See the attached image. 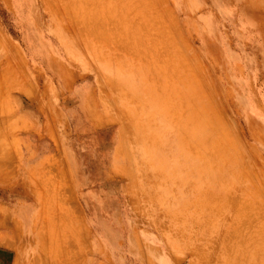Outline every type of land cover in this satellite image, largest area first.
Masks as SVG:
<instances>
[{"label":"rangeland","instance_id":"1","mask_svg":"<svg viewBox=\"0 0 264 264\" xmlns=\"http://www.w3.org/2000/svg\"><path fill=\"white\" fill-rule=\"evenodd\" d=\"M1 34L0 231L46 197L63 264L260 258L264 0H0Z\"/></svg>","mask_w":264,"mask_h":264},{"label":"crops","instance_id":"2","mask_svg":"<svg viewBox=\"0 0 264 264\" xmlns=\"http://www.w3.org/2000/svg\"><path fill=\"white\" fill-rule=\"evenodd\" d=\"M76 6L79 9V2ZM91 25L94 26L95 23ZM76 41L80 42L78 34ZM0 43V54L10 58L12 46L9 39L1 34ZM0 89H3V86ZM37 201L40 202L39 205H34V208L27 212V225L20 226L21 230H25L28 240L27 264H63V210L52 211L47 204H42L41 202L46 201V197H38ZM58 201L63 203V197H58ZM34 203L36 204V201ZM10 214L12 218L17 219L14 213ZM16 219L0 231V264H20L23 259L22 249L25 248L23 235L21 241L19 239L17 242L14 241L20 228ZM253 258V264H264V253L260 258L256 259L255 256Z\"/></svg>","mask_w":264,"mask_h":264},{"label":"bare ground","instance_id":"3","mask_svg":"<svg viewBox=\"0 0 264 264\" xmlns=\"http://www.w3.org/2000/svg\"><path fill=\"white\" fill-rule=\"evenodd\" d=\"M111 14V13H110Z\"/></svg>","mask_w":264,"mask_h":264}]
</instances>
